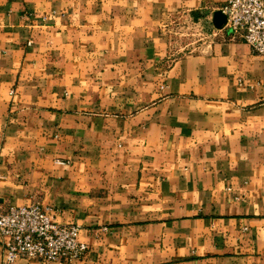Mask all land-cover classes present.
Returning a JSON list of instances; mask_svg holds the SVG:
<instances>
[{
    "label": "crops",
    "instance_id": "crops-1",
    "mask_svg": "<svg viewBox=\"0 0 264 264\" xmlns=\"http://www.w3.org/2000/svg\"><path fill=\"white\" fill-rule=\"evenodd\" d=\"M227 2L0 0V212L78 224L72 264H264V55Z\"/></svg>",
    "mask_w": 264,
    "mask_h": 264
},
{
    "label": "built area",
    "instance_id": "built-area-1",
    "mask_svg": "<svg viewBox=\"0 0 264 264\" xmlns=\"http://www.w3.org/2000/svg\"><path fill=\"white\" fill-rule=\"evenodd\" d=\"M221 10L228 17L221 30L264 55V0H228ZM49 211L33 203L11 205L0 212V235L7 253L2 264H16L20 258L72 264L85 257L89 246L80 238L81 227L56 223Z\"/></svg>",
    "mask_w": 264,
    "mask_h": 264
},
{
    "label": "water",
    "instance_id": "water-1",
    "mask_svg": "<svg viewBox=\"0 0 264 264\" xmlns=\"http://www.w3.org/2000/svg\"><path fill=\"white\" fill-rule=\"evenodd\" d=\"M227 21H228V17L223 12V10H218L214 13L212 23L217 29H223Z\"/></svg>",
    "mask_w": 264,
    "mask_h": 264
},
{
    "label": "rangeland",
    "instance_id": "rangeland-1",
    "mask_svg": "<svg viewBox=\"0 0 264 264\" xmlns=\"http://www.w3.org/2000/svg\"><path fill=\"white\" fill-rule=\"evenodd\" d=\"M177 32L181 35V34H185V38H186V40L188 39V38H191V39H193L194 37H197V36H195L193 33H195L196 32V29H187V28H185L184 30H177ZM197 34H198V32H197ZM178 37L180 38V36L178 35Z\"/></svg>",
    "mask_w": 264,
    "mask_h": 264
}]
</instances>
